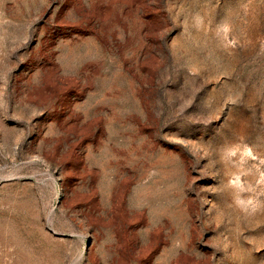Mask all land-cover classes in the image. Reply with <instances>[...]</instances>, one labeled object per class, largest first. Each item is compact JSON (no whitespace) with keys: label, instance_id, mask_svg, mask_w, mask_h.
Here are the masks:
<instances>
[{"label":"rangeland","instance_id":"rangeland-1","mask_svg":"<svg viewBox=\"0 0 264 264\" xmlns=\"http://www.w3.org/2000/svg\"><path fill=\"white\" fill-rule=\"evenodd\" d=\"M0 264H264V0H0Z\"/></svg>","mask_w":264,"mask_h":264}]
</instances>
